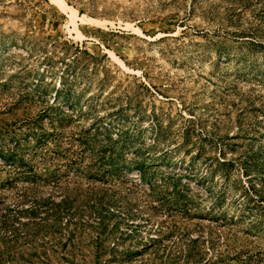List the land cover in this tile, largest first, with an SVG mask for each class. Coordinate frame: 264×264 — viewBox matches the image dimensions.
<instances>
[{
    "label": "rangeland",
    "instance_id": "1",
    "mask_svg": "<svg viewBox=\"0 0 264 264\" xmlns=\"http://www.w3.org/2000/svg\"><path fill=\"white\" fill-rule=\"evenodd\" d=\"M0 264H264V0H0Z\"/></svg>",
    "mask_w": 264,
    "mask_h": 264
},
{
    "label": "bare ground",
    "instance_id": "2",
    "mask_svg": "<svg viewBox=\"0 0 264 264\" xmlns=\"http://www.w3.org/2000/svg\"><path fill=\"white\" fill-rule=\"evenodd\" d=\"M65 7H67V6H65ZM69 15H70V17H71L72 19L79 17V16L77 15L75 9H71ZM81 19H82V18H81Z\"/></svg>",
    "mask_w": 264,
    "mask_h": 264
}]
</instances>
